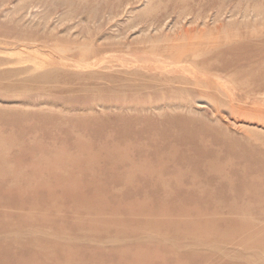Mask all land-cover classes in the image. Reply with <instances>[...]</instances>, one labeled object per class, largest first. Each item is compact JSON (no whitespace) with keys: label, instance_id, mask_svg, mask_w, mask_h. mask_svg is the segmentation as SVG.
<instances>
[{"label":"rangeland","instance_id":"374dc122","mask_svg":"<svg viewBox=\"0 0 264 264\" xmlns=\"http://www.w3.org/2000/svg\"><path fill=\"white\" fill-rule=\"evenodd\" d=\"M263 32L264 0H0V136L6 137L7 143L9 140L12 143L0 161L4 165L0 169V226L5 225L2 222L4 206L12 208L10 205H13V201L9 200L8 186L14 179L18 180L23 191L25 188L33 189L24 191L21 196L23 204H20L25 211L33 207L38 214L46 215L52 224L61 225V220H52L56 219L53 212L66 211L72 201L54 186V181L79 179L88 173L84 164L86 160H83L86 154L58 152L68 144V139L63 136V129L68 125L66 121L78 114H100L107 120L108 126L97 128L104 132L98 134L100 138L93 137V141H105L104 136L110 127L115 133H112L110 141L122 146L133 144L136 148L142 139H146L155 149H163L161 154L166 155L167 148L178 145L174 141L163 145L159 138L150 140L146 135L140 136L137 125L119 130L122 122L135 120L140 115V107L131 108L125 101L142 100L144 96L151 95L147 91L140 94L132 89L118 91L116 85L127 83L125 81L129 83L133 80L134 85L159 84L184 96L174 101L173 107L146 109L152 116L142 123L153 124V115L165 111L171 117L165 114L156 119L168 120L169 117V120L176 119L180 124L185 121L194 129L203 130L194 142L196 146H190V141L179 143L181 148L176 150L177 160L183 158L196 162L198 166L217 158L229 173H232L230 164H237L235 161L239 158L247 165L263 162L264 86L259 85H264V69L261 68V73L257 72L263 61L247 60L246 65H252L251 70L240 65L247 52L256 50V42H264ZM251 33H258L257 41L248 40L247 34ZM182 53L201 56L203 66L217 61L224 63L228 69L208 75L199 71L192 62L184 60L179 63L178 57ZM235 66L237 68L233 69ZM234 72L239 79L247 82L246 86L231 82ZM254 73L259 76L251 77ZM42 74L51 78L39 79ZM162 77L167 81L160 80ZM112 78L116 79L115 82ZM168 92L156 91L152 96ZM79 95L82 98H67ZM97 98L101 100L96 101ZM112 100L117 103L116 106L111 103ZM87 104L92 109L89 110ZM183 104V108L173 109ZM65 116L66 120H60ZM55 120L57 123L52 124ZM29 122L34 126H29ZM98 124L93 126L98 127ZM182 128V125L178 126L179 130ZM115 130L126 133L125 141L122 137L120 140L118 135L121 133ZM74 135L78 132L75 131ZM50 145L55 152L46 151ZM259 146L263 152H257ZM67 147L65 151L69 150ZM134 148L129 153L131 164H145V171L151 170L147 165L154 160L156 152L139 153ZM20 149L28 150L23 159H19V155L25 151ZM35 149L39 152L35 153ZM31 153L39 162L35 171L28 167L31 158L25 159ZM254 153L261 156L255 157ZM167 157L161 159L166 165L167 160L171 164L169 155ZM59 159H73L81 162V166L72 167L67 163L62 167L47 166ZM19 162L22 165L17 167ZM149 165L152 167V164ZM188 165H169L171 176L183 173V187L166 192L159 186L152 194L141 190L139 196H145L142 202L146 203L142 212L162 208V201L157 204L152 202L156 197L165 199L170 194L172 196L168 199L172 201L186 199L184 196L191 190V181L201 178L202 170L194 164ZM100 178L104 180L106 176L102 174ZM164 178L168 185V178ZM201 184V189L192 191L191 195L208 194L212 197L214 194L227 200L224 203L203 200L202 211L207 208L215 210L222 205L232 206L241 193L221 185L210 187L209 183ZM232 184L237 185V182L234 180ZM109 188L117 191L112 186ZM109 188L101 193L103 199L107 197L105 192ZM49 197L57 203V208L50 206ZM194 197L192 203L197 202ZM115 203L126 207L130 204L128 200ZM190 203L186 201L182 206L188 207ZM236 205L241 206L242 203ZM50 211H53L52 214ZM107 212L109 209H102L99 213ZM65 232L70 234L73 231ZM32 241L35 243L34 239ZM111 249L106 246V250ZM202 250H205L204 247ZM229 251L234 252L235 249L229 248L221 256H233L234 253Z\"/></svg>","mask_w":264,"mask_h":264},{"label":"bare ground","instance_id":"6f19581e","mask_svg":"<svg viewBox=\"0 0 264 264\" xmlns=\"http://www.w3.org/2000/svg\"><path fill=\"white\" fill-rule=\"evenodd\" d=\"M257 35L258 33L247 34L248 40L253 42L257 39ZM242 39L244 40L243 37ZM258 42L254 44L257 51L247 52L240 65L248 68L252 65L247 66V60L262 59L263 63L257 70L258 73H261L263 71L261 68L264 69V42L262 40ZM175 48L178 50L177 47ZM184 60L194 63L199 71L208 75L225 72L228 69L224 63L217 61L208 62L207 66H203L204 62H202L201 56H194V53L180 54L178 62L182 63ZM235 68L237 66L233 69ZM251 68L249 69L251 70ZM249 69L246 71L250 72ZM258 76L255 73L251 75L254 78ZM38 78L48 79L51 77H43L42 74ZM110 78L111 75L108 76V79ZM115 80L112 78L113 82ZM160 80L167 81L166 78ZM230 80L236 85H247V82L239 79L236 72ZM132 81L130 80L129 83L125 81L127 83L122 85L118 83L116 85L118 91L132 89L140 94L148 92L147 94L151 93V95L144 96L143 101L141 99L125 101L131 108L140 107V115L135 120L129 119L122 122L119 130L122 127L126 129L127 127L132 128L131 125L134 127L137 125L140 127L138 132L140 136L146 135V138L150 140L159 138L163 145L173 141L178 145L167 148L166 155L161 154L163 149H155L151 142L142 138V143L136 148L133 144L124 145V142V146H122L118 142L110 141L112 133H114L110 127L104 136L105 141H93V137H99L98 134L104 132L97 128L108 126L106 125L107 120H104L100 114L88 116L84 113L78 114L73 119H68L66 121L68 127L65 126L64 134L62 133L68 139V144L58 149V152L64 154L73 151L86 154L87 156L83 160H86L84 164L88 167V173L85 177L81 175V178L86 180L75 178L69 181H54V186H57L60 192L72 201L66 211H50L51 214L52 212L56 214L54 217L56 219L52 220H61V225L58 226L56 223L52 224L46 215L45 217L38 214L33 207L28 212L24 210V206L21 205L23 204L21 196L24 191L33 189L25 188L23 191L18 180L14 179L8 186L9 200L13 201V205H10L12 208H9L8 204V206H4L2 222L5 225L0 226V264H148L149 262L154 264H264V161L247 165L242 163V158H239L235 161L237 164H233V161L230 162L232 163L230 164L232 173H229L227 168L221 166L217 158L200 163L198 166L196 162H188L183 158L177 160L176 150L181 148L179 143L190 141V146H196L194 142L203 130L194 129L185 121L180 124L176 119L169 120V117H167L168 120L156 119V117L168 114L165 111L153 115L152 120H155L153 124L142 123L147 122L152 116L146 112V109L159 110L170 105L173 107L172 103L177 99L181 100L184 96L171 88L164 89L159 84L134 85ZM259 86L263 88L264 85ZM156 91L169 92L153 97L152 93ZM67 98L80 99L82 95ZM100 100V98L96 99V101ZM105 100L107 99H103V101ZM111 103L115 106L117 104L113 100ZM87 105L90 106L89 110L92 109L90 104ZM182 106L185 105L176 106L178 108L173 109L183 108ZM102 108L105 107L102 106ZM168 115L171 117L170 113ZM66 118L67 116L60 120L64 121ZM55 122L56 120L51 123L55 124ZM97 124L98 127L93 126ZM28 125L34 126L31 125V122ZM180 125L183 128L179 130L178 126ZM75 131L78 132V135H74ZM115 131L120 132L121 134L118 135L120 140L122 137L125 141L126 133L122 132L123 130ZM10 141L7 143V138L0 136V161L7 153L8 145H12ZM261 143L264 145V142ZM66 147L69 149L68 151H65ZM47 148L46 151L55 152L52 145ZM133 148L139 153L156 152L153 156L154 160L149 163L152 164V167L147 165L151 170L145 171V164H131L132 157L129 153ZM186 149L188 148L186 147ZM20 151L24 152L25 150L20 149ZM27 152L28 150L19 155V159H23ZM34 152L39 151L35 149ZM257 152H263L260 146L257 147ZM254 154H256L255 157L261 156L259 153ZM168 155L171 164L167 160L168 165H166L161 159L168 158ZM28 158L29 160L31 158L28 167L34 171L37 170L39 162L34 158L33 153L25 159ZM20 162L17 167L22 165ZM66 163L72 167L81 166V162H76L73 159H59L47 166L62 167ZM180 163L186 166L194 164L199 169L202 167V179L198 177L191 181L189 187L191 192L185 193V200H169L168 197L172 196L170 194L166 195L165 199L156 197L152 202L157 204L162 201V208H151L147 213L142 212L146 207L144 206L146 203L142 202L145 196H139L142 189L152 194L159 186L165 188L166 192L175 190L176 187H183L181 184L183 173L179 176L178 174L171 176L172 173L169 171V165L174 166V164ZM3 166L0 163V169ZM102 174L106 176V179H99V175L101 177ZM164 177L168 178V185ZM234 180L237 185L232 184ZM202 182L209 183L210 187L221 185L225 189L236 190L241 192V196L239 195L237 200L233 201L232 206L222 205L215 210L207 208L202 211L203 200L212 203L227 201L217 198L214 194L212 197L208 194L198 197L191 195L192 191L201 189L199 185H203ZM109 186L117 191H111ZM107 188H109V191L105 192L107 197L103 199L101 193ZM16 195L18 196L16 197ZM193 197L197 199V202L192 203ZM118 200H128L130 204L127 207L114 204ZM111 201L113 203L110 205ZM186 201L191 203L188 207H183L182 203ZM238 202H241L242 205L237 206ZM56 205L57 203L50 199V206L57 208ZM102 209H109V212L107 214L99 213ZM66 213L71 214L68 217L63 216ZM65 231L73 232L66 234ZM40 236L41 238H39ZM32 239L35 240V243ZM36 239L40 242L38 243ZM42 241L46 242L42 243ZM125 243L133 244V246L127 247ZM106 246L112 249L106 250ZM203 247L205 250H202ZM229 248L235 249L234 252L229 251L234 253L233 256L223 258L221 254L226 253Z\"/></svg>","mask_w":264,"mask_h":264}]
</instances>
